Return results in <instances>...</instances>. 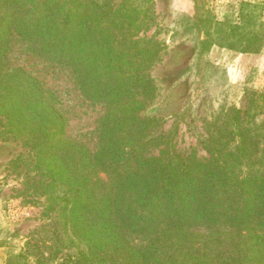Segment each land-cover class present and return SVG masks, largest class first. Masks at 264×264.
Masks as SVG:
<instances>
[{
  "label": "trees",
  "instance_id": "16d2710c",
  "mask_svg": "<svg viewBox=\"0 0 264 264\" xmlns=\"http://www.w3.org/2000/svg\"><path fill=\"white\" fill-rule=\"evenodd\" d=\"M262 17L264 1L224 22L198 5L194 20L203 50L254 54ZM155 23L154 0H0V142L22 146L9 169L48 203L47 237L27 247L60 264H264V93L206 123V155L182 153L177 130L146 114L165 50L143 37ZM15 34L104 107L94 149L69 135L57 93L8 66Z\"/></svg>",
  "mask_w": 264,
  "mask_h": 264
},
{
  "label": "rangeland",
  "instance_id": "374dc122",
  "mask_svg": "<svg viewBox=\"0 0 264 264\" xmlns=\"http://www.w3.org/2000/svg\"><path fill=\"white\" fill-rule=\"evenodd\" d=\"M260 1L264 0H154L156 23L143 37L164 45L165 50L149 71L158 86V97L146 114L164 120L163 131L177 130L176 142L182 153L196 149L199 156L206 155L201 146L207 136L206 123L234 108L246 111L253 94L264 93V47L254 54L223 46L203 50V34L194 20L197 6L203 5L215 22H224L238 18L243 4ZM26 47L16 34L12 37L8 66L25 68L48 91L57 93L69 135L94 149L104 107L81 96L70 70L29 53ZM257 123L263 125L264 132V115ZM23 151L19 144L0 142V264H39V257L46 260L44 264H60L51 261L49 247H27L35 237L42 246L47 237L42 227L49 220L45 198L25 196L23 180L9 169Z\"/></svg>",
  "mask_w": 264,
  "mask_h": 264
}]
</instances>
